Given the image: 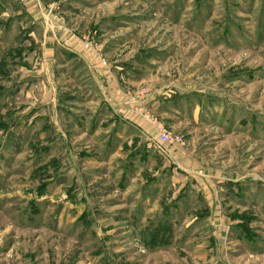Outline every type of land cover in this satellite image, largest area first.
<instances>
[{"label": "rangeland", "instance_id": "1", "mask_svg": "<svg viewBox=\"0 0 264 264\" xmlns=\"http://www.w3.org/2000/svg\"><path fill=\"white\" fill-rule=\"evenodd\" d=\"M77 40L157 145L264 183V0H0V264H264L230 238L264 237L251 200L222 208L234 222H191L186 206L164 217L139 203L135 177L125 184L117 143L80 134ZM112 115L103 106L97 118Z\"/></svg>", "mask_w": 264, "mask_h": 264}, {"label": "crops", "instance_id": "2", "mask_svg": "<svg viewBox=\"0 0 264 264\" xmlns=\"http://www.w3.org/2000/svg\"><path fill=\"white\" fill-rule=\"evenodd\" d=\"M64 43H67V41ZM73 47L70 52L71 57L77 59V112L80 114H77V129L87 139H93L95 142L98 141L102 145L104 144V148L107 150L114 146L113 143H117L114 151L120 150L122 151L121 155H123L122 161L117 165L121 166V174L125 179V184L133 181L132 178L134 177V180L139 182L136 188L138 193L135 197L140 204L149 205L151 201L152 205L155 204V206L160 207V214L164 217L172 216L173 212L180 213V208L186 206L185 213H189L192 218L189 217L191 222L202 220L225 222L226 218L229 222H234L235 219L228 216L229 212H225L227 207L224 210L222 208L228 204L229 206L233 204L235 208H239L242 206V202L248 199L251 200L253 205H257V221L264 223V195L259 200V194L255 193L253 189V187L264 188V183L255 180L247 181L242 177L235 176L237 175L236 172L227 176L222 172L213 175V172L200 167L199 162L194 157L187 156L186 151H174L157 145L158 142L153 140L155 135L151 128L145 126L142 121H138L139 124L135 119L131 121L126 109L124 111L122 109V101L114 102L112 97L114 93L118 95L119 90H115L114 83H112L113 71H110V68H104L97 55L81 48L78 40L77 45L74 44ZM113 68L123 71V69H120V65ZM87 74L90 76H87ZM94 74L102 77L101 84L95 82L92 84L91 77L93 78ZM97 95L103 98L104 105L99 106L96 102L98 101V98L96 99ZM103 106H105V110L110 109L111 113L120 120L114 119L113 115L109 119L105 117V120H98L97 114L103 109ZM85 108L94 111L88 118L82 114ZM104 122L109 124L110 129L101 133L99 125ZM131 122L137 127L133 126ZM123 126L128 129L132 126L138 130L139 134L130 137V135L120 133L119 131L123 129ZM80 127L82 128L80 129ZM144 141L151 143L148 146L152 147L154 153L157 152L160 156L159 163L153 166L147 165L150 164L151 153L146 149L148 146H145ZM119 143L123 144L122 147ZM131 146L132 150H130ZM140 165H142L141 168L136 171V168ZM125 189L127 190V188ZM143 189L144 192H141ZM194 196L206 202V207L203 210L200 206L192 208L190 205L195 206L194 203H187ZM231 198L235 201L234 203L231 202ZM235 210L233 209L231 212L235 214ZM201 213L203 215L207 214L205 218L198 217ZM170 220L171 218H169ZM230 236L234 245L250 257L264 256L263 236H248L236 230L230 232ZM211 244L219 245L222 251L226 249L224 247L225 243L219 241L218 237H214Z\"/></svg>", "mask_w": 264, "mask_h": 264}]
</instances>
